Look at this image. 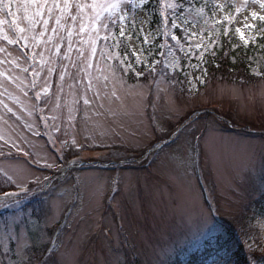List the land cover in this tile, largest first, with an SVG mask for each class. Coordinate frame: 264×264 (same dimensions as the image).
<instances>
[{
    "label": "rangeland",
    "instance_id": "374dc122",
    "mask_svg": "<svg viewBox=\"0 0 264 264\" xmlns=\"http://www.w3.org/2000/svg\"><path fill=\"white\" fill-rule=\"evenodd\" d=\"M207 1L202 0L201 3ZM238 2L239 0H210V14H205L203 7H197L196 4L191 6L192 11L183 12L181 20L187 22V31L179 32L183 51L180 50V45L171 48L165 61L175 59L176 72L181 81L184 80V73L180 72L181 63L188 73L191 84H183L182 96L181 85H175L176 91L173 92V82L165 81L164 78H157L158 84H152L151 80L140 83L133 78L129 79L128 87L118 91L122 101L110 105L115 116L109 115L107 121L100 118L81 122L80 139L84 149L79 152L78 163L69 165L62 175L52 176V184L43 193L22 200L20 205L9 200L7 208L0 206L3 213L0 217V261L3 264L20 259L16 255V237L20 235L28 248L26 255L33 256L34 249L47 245L57 249L58 260L63 259L65 264H72V250L77 243L75 233L84 227L79 221L93 206L89 201V193L94 189L97 179L101 181L103 190L96 197L100 207L95 219L104 227H111L112 242L105 240L99 232L95 234L93 241L97 249L105 250L108 264H157L158 260L164 264H181L178 260L182 263L186 261V256L197 249L198 243L218 229L216 217L212 216L210 220V224L215 226L214 230H204V235H199L195 226L191 233L176 234L180 214L191 207L187 198L177 195L179 179L170 160L177 145L183 142V137L174 144L171 142L174 137L154 141L151 134L145 132L149 116L163 115L172 128L176 129L177 121L193 110L195 112L190 116L189 123L195 121V124L189 131L192 128L207 131L211 126L217 138L214 164L208 163L203 155L196 157V171L191 181L195 200L202 207H212L217 218L224 217L233 224L237 223L238 217L243 216L242 212H246V205L252 203L251 214L244 218V222L250 218L252 226L247 246L250 249L256 245L264 248V72L260 70V61H254L249 69L250 74L260 79L249 82L242 79V82H228L218 75H207L202 77L205 82L200 83L193 79V75L201 76V72L189 67V64L195 66L198 63L206 67L199 59V52L203 49L196 50L195 45L203 36L204 44L211 49L212 45L208 41L213 39L212 32L218 25L216 21H223V17L228 14L221 13L215 6ZM158 3L159 0H155L157 6ZM253 8L260 12L258 4H249L248 9L240 13H236L235 8L230 9L234 17L235 36L242 44L235 32L236 27L242 28L249 44L254 43L258 36L257 24L260 21H252L249 15ZM177 15L179 16L178 12ZM246 15L249 16L247 23L254 24L255 28H243V18ZM168 16L171 19L172 10H168ZM155 19L157 22H154ZM162 19L159 11L153 12L152 27L159 25L163 28ZM168 31V37L171 38L173 29L170 25ZM171 42L176 44L175 41ZM160 44L170 46L167 37L162 34L157 37L156 46L159 47ZM186 52L190 53V60L183 59ZM166 71L168 75L173 73L171 67ZM189 87L194 90L192 95L188 94ZM175 97H180L182 111L178 115L169 116L167 108ZM196 134L199 135L200 131ZM31 139L33 144L25 145V148L32 152V156L21 157L22 163L31 169L34 176L52 175L50 170L41 165L46 151L53 153L55 148L46 142V137ZM153 144L155 146L150 147ZM141 152L144 154L140 155ZM76 159L75 156H68V160ZM36 160L40 163H35ZM3 168H6V164L0 161V169ZM9 175H12L11 170ZM31 178L30 176L29 179ZM113 178L120 181L118 187L112 184ZM13 179L17 177L13 175ZM129 182L134 185L131 196L125 190V185ZM4 189H12L9 192L17 191L4 172L0 171V195L5 192ZM80 197H83V202ZM112 198L123 202L121 210L114 207ZM3 203L5 201L0 200V205ZM54 204L58 207L52 208L51 212L56 215L58 223L46 226V215ZM173 215L176 217L175 222ZM218 220L223 222L221 218ZM20 221L25 223L21 224ZM169 235L177 243H169L165 252L161 253V246L168 241ZM5 246L10 249V259H4ZM43 258L42 261L45 260ZM225 258L234 261L229 254L220 251L201 264H212L213 260Z\"/></svg>",
    "mask_w": 264,
    "mask_h": 264
},
{
    "label": "snow or ice",
    "instance_id": "6c2138e0",
    "mask_svg": "<svg viewBox=\"0 0 264 264\" xmlns=\"http://www.w3.org/2000/svg\"><path fill=\"white\" fill-rule=\"evenodd\" d=\"M249 4H258L260 9V12L254 8L250 11L251 20L264 22V0H239L238 3L217 4L215 7L221 13L228 14L223 17V21L217 19L216 23L231 25L234 17L230 9L235 8L236 13H240L246 11ZM180 9H183V4L179 0H159L158 6L154 0H0V161L6 164V168L0 171L17 189L3 192L0 200L5 203L0 206L7 208L9 200L20 205L22 200L43 193L52 184V176L62 175L69 165L78 163L79 152L84 149L80 139L81 122L100 118L107 121L109 115L115 116L110 105L122 101L118 91L128 87L129 79L139 81L142 78L158 84L157 77L163 76L165 81L173 82V92L176 91L175 85L179 84L181 96L184 94L183 84H191V81L188 80L183 63L180 72L184 73V80L181 81L176 72L175 59L165 62L171 48L180 45L183 51L178 33L187 31V22L181 20L183 11L177 15ZM168 10H172L171 19ZM155 11H159L163 18V28L159 25L152 27V13ZM248 19L249 16H244L243 28L251 30L255 25L247 23ZM169 25L171 29L177 30L171 33V41L176 44H160L157 47V37L161 34L165 37L170 35ZM229 31V27H224L223 36L229 37ZM235 32L247 46L249 40L242 28L236 27ZM203 41L201 36L195 49H203L199 52L202 64H211L216 60L217 40L209 39L211 49ZM209 55L211 60L208 59ZM183 59L190 60V53L186 52ZM169 67L173 70L171 76L166 71ZM189 67L201 72V76L193 75V79L204 83L202 77H207V68L200 63L195 66L189 64ZM148 87L150 89V85ZM193 92L189 87L188 94L192 95ZM167 111L169 116L178 115L182 111L180 97L170 101ZM194 112L177 121L176 129L163 115L149 116L145 134H151L154 141L174 137L171 141L174 144L183 137V142L177 145L170 160L179 179L177 195L187 198L191 207L180 214L176 234L191 233L195 226L196 232L204 235V230H214L215 226L210 224L213 208L202 207L195 200L191 181L196 171V157L203 155L208 163L216 162L217 138L211 126L207 131L195 128L189 131L195 124V121L189 123ZM197 131H200L199 135ZM34 137H46V142L55 148L53 153L46 151L41 165L50 170L52 175L34 176L31 169L21 161V157L32 156L25 145H32L31 138ZM69 155L77 159L68 160ZM35 163L39 164L40 161L36 160ZM9 170L12 175H9ZM13 175L17 179H13ZM119 183V180L113 178L114 186L118 187ZM133 187L131 182L125 185L129 196ZM102 190V183L97 179L94 189L89 193V201L93 206L79 221L84 227L75 233L77 243L72 250V264H108L105 250L97 249L93 241L99 232L105 240L112 242L111 227H104L95 219L100 207L96 197ZM80 199L83 202V197ZM112 199L114 207L121 210L123 202ZM56 207V204L50 206L46 226L58 223L56 215L51 212ZM16 240V255L20 259L10 260V264H33L35 254L26 255L28 248L23 242V236L16 237ZM169 243H177L172 235L161 246V253L165 252ZM40 251L42 255L48 254V259L42 261L35 257V264H65L63 259H57L56 248L45 245ZM9 253L10 249L5 246L4 259H10ZM157 264L164 262L158 260ZM212 264L232 262L225 258L213 260Z\"/></svg>",
    "mask_w": 264,
    "mask_h": 264
},
{
    "label": "trees",
    "instance_id": "16d2710c",
    "mask_svg": "<svg viewBox=\"0 0 264 264\" xmlns=\"http://www.w3.org/2000/svg\"><path fill=\"white\" fill-rule=\"evenodd\" d=\"M201 1L202 0H179V2L183 4V9H180L179 12H186L188 10L192 11L193 9L191 6L196 4L197 7H203L205 14L209 13L210 0L204 2L203 4ZM154 22H157V20L155 19ZM257 26L258 36L254 43H250L247 46H244L236 38L234 33V20L231 25L224 23L223 25L218 24L215 26L212 35L213 39L217 40L216 60L211 64L205 65L209 76L218 75L221 77L220 79H225L228 82H242V80L244 82H249L260 79L256 78L249 72L250 65L256 60L260 61V70L264 72V22L260 21ZM224 27H229V37L223 36ZM176 31L177 30H173V32ZM178 35L180 34L178 33ZM167 42L170 43V46L175 45L171 42V38L168 36ZM208 59L211 60L212 57L209 55ZM217 65H219V67H217ZM171 75H173V73L170 74V76ZM157 78H163V76H159ZM135 81L137 80L135 79ZM137 82L145 83L147 81H144L141 78ZM250 212H252V203L246 205V212H242L243 216L237 218L236 224L230 223L228 219L218 216L215 221L218 229L215 231V233L208 235L202 241H200L198 243L197 249L186 256L188 257L186 261L182 263L180 260H178V263L201 264L209 257L216 256L220 251H224L228 253L234 260L232 264H264V248H259L260 245H256L250 249L247 246V238L252 234V226L249 223L250 218L247 219L246 222H244V218H248V215L251 214ZM2 214L3 213L0 210V217ZM219 218L223 219V222H219ZM41 249L42 248L34 249V253H41ZM44 255H34L33 259L34 261L35 257L42 259ZM43 259L47 260L48 258L44 257ZM128 259L129 257H127L126 262H128ZM128 264L134 263L129 262Z\"/></svg>",
    "mask_w": 264,
    "mask_h": 264
}]
</instances>
